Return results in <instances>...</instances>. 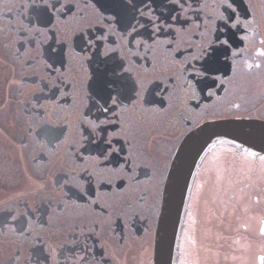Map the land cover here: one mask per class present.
I'll use <instances>...</instances> for the list:
<instances>
[{"label":"snow or ice","instance_id":"snow-or-ice-1","mask_svg":"<svg viewBox=\"0 0 264 264\" xmlns=\"http://www.w3.org/2000/svg\"><path fill=\"white\" fill-rule=\"evenodd\" d=\"M29 8L38 23L29 19L22 26L15 49L19 70L35 85L24 110L44 117L48 103L64 104L79 91L85 101L76 109L79 140L69 142L75 166L55 183L64 190L57 207H85L92 218L74 222L65 234L60 245L65 264H112L98 230L111 217L109 196L117 194L133 215L147 207L155 218L148 247L138 254L142 264H188L181 259L189 255L185 244L196 257L191 264H198L200 252L211 251L205 241L213 228L220 230L216 241H227L230 237L221 233L242 221L241 210L248 211L245 181L256 172L248 157L259 160L264 177V104L223 103L235 87L246 93L254 89V78L238 83L239 68L250 55L260 60L255 68L264 77V25L252 0H33ZM88 10L96 17L92 24L84 22ZM58 27L72 37L56 40ZM42 44L47 54H28L26 46ZM37 64L44 75L25 70ZM43 123L41 132L57 140L69 127L67 120L54 129ZM147 132L155 134L145 149ZM224 145L230 150L226 168L215 163L217 146ZM193 188L203 204L199 238ZM136 190L135 199L124 198ZM35 211L27 203L23 213L0 209V235L32 236ZM259 234L264 237V226ZM260 252L255 259L264 264V247ZM19 255L18 246L8 264ZM44 260L59 264L55 249Z\"/></svg>","mask_w":264,"mask_h":264},{"label":"flooded vegetation","instance_id":"flooded-vegetation-1","mask_svg":"<svg viewBox=\"0 0 264 264\" xmlns=\"http://www.w3.org/2000/svg\"><path fill=\"white\" fill-rule=\"evenodd\" d=\"M32 2L33 0H0V81L4 86V94L0 95V209H11L13 214L23 213L27 203L30 209L36 210L31 214L32 236L18 240L16 232L9 231L6 235H0V264H8L7 258L13 256L18 246L20 255L15 264H48L44 257L49 256L53 249L59 264H65L60 248L66 239L65 234L74 222L79 223L92 218L85 207H75L70 204H66L63 209L57 207V202L63 200L64 190L57 188L55 183L58 176H64L75 166L69 142L79 140L76 109H82L85 101L82 99V91H79V94L67 98L64 104H60L59 101L56 104L43 101L48 103L44 117H37L35 114L29 116L24 110L25 99L31 97L35 85L31 78H24L23 72L19 70V60L15 55V49L19 47L17 38L22 26L27 24L29 19L38 23L29 8ZM21 4L24 5L23 8L17 7ZM252 4L257 20L264 25V0H252ZM73 11L76 9L74 8ZM95 20L96 17L91 14V11H86L84 22L92 24ZM79 26L82 27L83 24ZM47 35L51 33L46 34L42 39ZM70 37H72L71 32H66L59 27L56 29V40ZM260 39L261 36L257 34L256 47H259ZM49 43L52 44L53 49L58 50L54 41L50 40ZM26 47L29 55L40 50H44L47 54L46 45L42 44L39 49L31 45ZM259 62L255 55H250L249 63L242 64L239 68L238 83L245 84L247 80L254 78V89L246 93L242 88L235 87L233 92L223 99V103H238L242 106L255 103L258 107L264 104V83L261 82L264 77L260 75V70L255 68V64ZM25 70L38 71L40 75H44L41 64L33 65L31 69ZM12 81L15 83L13 84ZM73 82L77 83L78 77ZM21 85H24V89L18 91ZM73 104L75 107H70ZM164 119L166 121V117ZM45 120L49 122L47 128L53 129L62 127L67 120L69 127L65 136L68 139L61 136L57 140L46 132H41V129L45 127L43 123ZM29 125H31V132L28 131ZM160 132L166 134L163 128ZM154 134L147 132L145 149L150 146L151 137ZM22 137H27V140L23 141ZM255 163L260 164L257 161ZM254 175L258 176V173ZM205 177L202 175L201 180ZM61 183H63L62 180ZM194 191L193 188L192 195ZM137 195H139L138 190L123 194L124 198L131 199H135ZM107 202L114 207L111 209L110 220H106L98 230L100 243L105 244L111 254L112 264H142L143 258L138 254L143 248L148 247L146 241L151 240L148 229L155 228V218L147 207L139 211L137 215H133L131 209L122 203L120 194L114 197L109 196ZM200 206L203 207L202 200ZM201 207L199 213H201ZM193 212H195L194 204ZM3 215L4 213L0 212V216ZM195 218L197 232L200 222L198 210ZM183 223L184 216L181 224ZM37 234H39V240ZM175 257L174 248L173 258Z\"/></svg>","mask_w":264,"mask_h":264},{"label":"rangeland","instance_id":"rangeland-1","mask_svg":"<svg viewBox=\"0 0 264 264\" xmlns=\"http://www.w3.org/2000/svg\"><path fill=\"white\" fill-rule=\"evenodd\" d=\"M3 94L4 86H2V81H0V95ZM229 151L226 145L217 147L216 154L219 160L215 163L226 168V162L229 159ZM247 159L249 163L255 165V174L258 173V176L253 175L250 181H245V184L249 185V187L245 188V191L251 198L249 199L246 197L244 201V204L248 205V211L244 212L241 210L239 214L242 216V221L234 223L231 231H224L221 233L222 236L230 237L227 241L223 239L216 241L215 233L220 230L213 228V236L210 237L208 241H205L211 251H201L198 264H259V260L255 259V257L258 254H262L260 249L264 247V237H261L259 234V228L262 227L261 223H264V177L259 175L260 164L257 165L252 157H248ZM257 162L260 163L258 159ZM205 179H207V177H205ZM243 186L244 185H241V187ZM195 191L193 193L194 218L197 210L198 216H200L199 211L201 207V200L196 199L197 193ZM241 224L243 226H241ZM199 234L198 227L195 234L197 238H199ZM185 247L188 249L189 255L187 257H181V259H186L188 264H191L196 257L191 254L192 246L190 244H185ZM225 256H227L228 259H225ZM233 256L237 257V259H232Z\"/></svg>","mask_w":264,"mask_h":264}]
</instances>
